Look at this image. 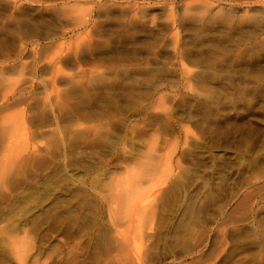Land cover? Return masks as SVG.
<instances>
[{
    "label": "rangeland",
    "instance_id": "1",
    "mask_svg": "<svg viewBox=\"0 0 264 264\" xmlns=\"http://www.w3.org/2000/svg\"><path fill=\"white\" fill-rule=\"evenodd\" d=\"M0 264H264V0H0Z\"/></svg>",
    "mask_w": 264,
    "mask_h": 264
}]
</instances>
